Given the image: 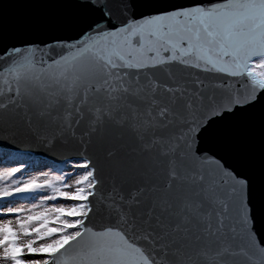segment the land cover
Here are the masks:
<instances>
[{
	"label": "snow or ice",
	"instance_id": "snow-or-ice-1",
	"mask_svg": "<svg viewBox=\"0 0 264 264\" xmlns=\"http://www.w3.org/2000/svg\"><path fill=\"white\" fill-rule=\"evenodd\" d=\"M0 264H264V0H0Z\"/></svg>",
	"mask_w": 264,
	"mask_h": 264
},
{
	"label": "water",
	"instance_id": "water-1",
	"mask_svg": "<svg viewBox=\"0 0 264 264\" xmlns=\"http://www.w3.org/2000/svg\"><path fill=\"white\" fill-rule=\"evenodd\" d=\"M37 157H39V156H37ZM40 158H42V157H40ZM56 164H59V163H56ZM60 165V164H59Z\"/></svg>",
	"mask_w": 264,
	"mask_h": 264
},
{
	"label": "rangeland",
	"instance_id": "rangeland-1",
	"mask_svg": "<svg viewBox=\"0 0 264 264\" xmlns=\"http://www.w3.org/2000/svg\"><path fill=\"white\" fill-rule=\"evenodd\" d=\"M55 167H60V166H56V165H54Z\"/></svg>",
	"mask_w": 264,
	"mask_h": 264
},
{
	"label": "bare ground",
	"instance_id": "bare-ground-1",
	"mask_svg": "<svg viewBox=\"0 0 264 264\" xmlns=\"http://www.w3.org/2000/svg\"><path fill=\"white\" fill-rule=\"evenodd\" d=\"M36 159H42V158H36Z\"/></svg>",
	"mask_w": 264,
	"mask_h": 264
}]
</instances>
